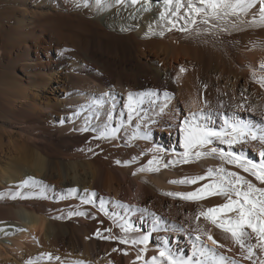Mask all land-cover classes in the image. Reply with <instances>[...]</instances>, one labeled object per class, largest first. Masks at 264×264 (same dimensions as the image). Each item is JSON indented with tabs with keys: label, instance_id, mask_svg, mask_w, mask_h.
<instances>
[{
	"label": "bare ground",
	"instance_id": "bare-ground-1",
	"mask_svg": "<svg viewBox=\"0 0 264 264\" xmlns=\"http://www.w3.org/2000/svg\"><path fill=\"white\" fill-rule=\"evenodd\" d=\"M16 2L9 24L0 28L9 44L0 48V62L12 57L21 63L25 83L20 79L9 99L0 98V110L24 124H15V130L10 123L7 142L0 136V191L9 203L0 206V256L10 248L16 256L12 264L38 259L47 264H145L159 257L161 248L193 257L194 241L197 249L200 245L197 234L214 247L203 234L209 231L225 245L216 249L217 256L229 264H258L256 257L244 258L230 234L204 217L196 220L199 212L226 203L224 197L191 201L167 193L193 192L214 182L207 170L221 164L261 186L218 156L169 163L183 159L181 128L192 113L215 130L226 127L225 118L264 129L260 0H252L253 7L238 18L195 26L170 14L162 19L164 0ZM224 21H235V26L215 30ZM48 90L52 97L44 96ZM129 93L143 94L133 97L131 121L125 107ZM111 129H117L114 135L101 138ZM207 147L264 162L260 140L247 138L229 149L214 139ZM154 156L169 166L154 164L159 171H140L150 167ZM198 175L206 179L169 182ZM28 177L42 184L22 186ZM145 235L146 243H131ZM193 259L206 257L197 251Z\"/></svg>",
	"mask_w": 264,
	"mask_h": 264
},
{
	"label": "snow or ice",
	"instance_id": "snow-or-ice-1",
	"mask_svg": "<svg viewBox=\"0 0 264 264\" xmlns=\"http://www.w3.org/2000/svg\"><path fill=\"white\" fill-rule=\"evenodd\" d=\"M100 2L101 0H97L98 4ZM136 2L137 0H132L133 4ZM164 3L166 11L160 13L162 19L170 14L178 19H183L185 25L191 24L193 26L198 23L210 24L213 20L223 21L229 16L238 18L241 13H246L253 7L252 0H164ZM173 5L174 7H171ZM182 9L184 10L183 13L181 11ZM258 22L264 25V0H260ZM170 23L175 26L176 21H170ZM233 26H235V21H233ZM180 30L186 31L187 28L182 27ZM261 67H264V64ZM181 70L183 71V69ZM259 82L264 87V77H261ZM154 94L149 93V95ZM134 95L143 94H128L129 103L125 107L128 109V119L130 121L132 114L136 111V106L133 104ZM169 95L167 92L164 93L166 98ZM109 119H111V116H109ZM224 123L226 125L224 129L215 130L208 127L207 124H201L197 118V114L192 113L191 118L186 119L181 128L184 134L185 148L183 159L170 161L169 163H190L194 160L198 161L203 157L218 156L222 162L234 164L245 173H249L261 186H257L256 183H253L252 179L241 175L239 172L231 171L221 164L215 169L209 168L207 170V177H216L214 182L206 183L193 192L167 193V195L178 196L184 200L191 201L205 199L213 195L224 197L226 203L199 212L196 220L199 221L201 217L210 220L215 227L221 229L224 233L230 234L233 242L240 247L245 259L252 261L256 257L258 264H264V162L260 164L253 163L246 158L242 159V153L238 154L234 151H225L223 148L207 147L213 143L214 139L228 145L229 149L235 144L245 142L247 138L253 141L260 140L264 142V129L257 130L253 125L238 119L229 122L228 118H225ZM116 131L117 129H111L110 132L106 131L101 133V138L114 135ZM261 155L264 156V152ZM148 164L150 167L141 168L140 171L160 170L159 167H151L154 164L160 165L158 157L154 156ZM160 166L168 167L169 165L166 163ZM205 179L206 176L198 175L169 182L196 184L198 181ZM29 183L40 185L42 181H37L34 177H28L22 182V186ZM75 191L76 189L69 190L71 193ZM95 195V192L91 193L92 197ZM91 202V199L85 201V203ZM101 209H103V201L101 202ZM78 214L82 215L83 213ZM156 219L158 221L159 217ZM119 226L124 232L130 230L125 225ZM106 231L111 230L107 229ZM203 234L207 237V240L211 241L214 247H209L205 244L201 240V235L197 234L195 240L199 241L200 245L199 249H197L196 242L194 241L193 257L197 255L198 251L200 256L206 257L205 260H194L193 257L185 258L183 256H175L170 250L161 248L159 257L153 256L150 260H146L145 264H208V257L211 258V264H229L225 256L216 255V249L224 248L225 245L220 244L209 231H204ZM96 235L99 236L100 233L97 232ZM147 240L148 236L145 235L139 240H132L131 243H146ZM120 242L127 243L128 241L121 239ZM144 251L145 249L142 248L141 252L143 253ZM136 259L141 260L142 256L138 255ZM231 264H237V262L231 261ZM253 264H255V261Z\"/></svg>",
	"mask_w": 264,
	"mask_h": 264
},
{
	"label": "rangeland",
	"instance_id": "rangeland-1",
	"mask_svg": "<svg viewBox=\"0 0 264 264\" xmlns=\"http://www.w3.org/2000/svg\"><path fill=\"white\" fill-rule=\"evenodd\" d=\"M16 3H17L16 0H0V28H3L2 27L3 25L7 26V24H9L8 22H10L11 20L10 18H12V12L14 11L15 8H17ZM229 23L232 26H230ZM227 26L228 27L230 26V28H228ZM214 27H215V30L217 29L218 31L219 30L227 31V30L233 29V23L224 21V22H220L219 25L216 24ZM4 38H5L4 35L0 32V48L8 49L9 44H7V46L6 44H4ZM1 54H2V50L0 51V56ZM51 54L53 57H55V52L53 50ZM23 73L24 72H23L21 63H18L16 59L12 57L10 58L5 57V59L2 62H0V98L9 99L8 97L9 95H11L10 93L13 94V92L18 90L17 82L20 79L23 80L22 82L25 83V75ZM44 96L52 97L53 94L52 92L48 90V91H45ZM10 123L13 125L12 128L15 130L18 128L16 125L22 126L24 124V123H21V121L18 123L17 120L10 119L8 115H6L3 111L0 110V136H2V140L4 142H7L8 140V137H7L8 129L7 128L9 127V125H11ZM3 159L7 161L6 157H3ZM3 167H0L1 168L0 170H2ZM6 199H7L6 195L5 196L2 195V192L0 191V206L5 207L9 205ZM3 244L6 245V243H3ZM7 249L5 250L6 252L4 250L2 251V255L0 256V264H12L13 262L12 260L16 258L14 252L10 248L8 250ZM21 264H47V263L44 260L41 261V259H38L37 261L33 260L32 262L31 261L25 262L24 260L22 261Z\"/></svg>",
	"mask_w": 264,
	"mask_h": 264
}]
</instances>
